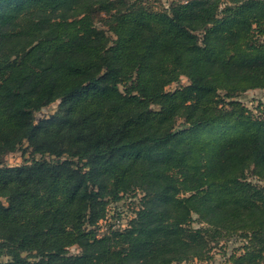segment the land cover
I'll list each match as a JSON object with an SVG mask.
<instances>
[{"label": "trees", "instance_id": "trees-1", "mask_svg": "<svg viewBox=\"0 0 264 264\" xmlns=\"http://www.w3.org/2000/svg\"><path fill=\"white\" fill-rule=\"evenodd\" d=\"M251 90L264 0H0V157H31L0 164V264H182L224 237L244 242L228 264H264V110L237 100ZM125 197L135 217L100 235Z\"/></svg>", "mask_w": 264, "mask_h": 264}, {"label": "rangeland", "instance_id": "rangeland-1", "mask_svg": "<svg viewBox=\"0 0 264 264\" xmlns=\"http://www.w3.org/2000/svg\"><path fill=\"white\" fill-rule=\"evenodd\" d=\"M137 1L138 4L144 5L146 8L156 11V12H165L170 11V9L184 1L191 0H132ZM107 29V28H105ZM116 42V38L112 33H108V44L109 48L113 47ZM188 85L186 78L182 79V82L178 85H173L169 90H175L177 87ZM237 100H240L243 105H245L250 111L255 115H261V111L264 110V90H251L244 95L240 96ZM60 104V101L50 103L49 105L43 107L40 111L36 113V123L38 124L41 120L50 117L57 109ZM185 123L183 119H178L177 126L184 127ZM25 148V147H24ZM23 152V151H22ZM22 152H16L5 157H0L1 165L17 166L23 163L31 161L30 150L23 155ZM40 158V157H38ZM48 160L51 158L46 157ZM252 180H255L252 178ZM256 181V180H255ZM257 182V181H256ZM140 208L138 198L125 197L119 204H112L108 213V220L102 221L99 226L100 235L108 233L110 230H121L127 226L132 218L135 217V213ZM117 215H121L120 220L117 218ZM195 221L193 222V227H200L198 224L197 216H194ZM111 225L113 226L111 229ZM221 244H213L211 254L204 255L203 259H191L187 263L182 264H228V259L232 253H237V255L242 253L243 240L238 237L228 239L224 237L221 239ZM71 254H77L78 249L73 247Z\"/></svg>", "mask_w": 264, "mask_h": 264}, {"label": "built area", "instance_id": "built-area-1", "mask_svg": "<svg viewBox=\"0 0 264 264\" xmlns=\"http://www.w3.org/2000/svg\"><path fill=\"white\" fill-rule=\"evenodd\" d=\"M183 3H187V1H184Z\"/></svg>", "mask_w": 264, "mask_h": 264}]
</instances>
